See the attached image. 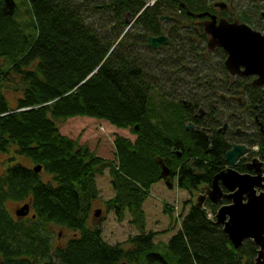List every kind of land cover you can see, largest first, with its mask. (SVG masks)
<instances>
[{"label": "trees", "instance_id": "obj_1", "mask_svg": "<svg viewBox=\"0 0 264 264\" xmlns=\"http://www.w3.org/2000/svg\"><path fill=\"white\" fill-rule=\"evenodd\" d=\"M195 2L154 0L144 7L145 0H0V153L7 155L0 171V264H253L257 245L244 239L234 247L209 201L210 211L191 204L161 248L153 241L156 232L145 229L142 204L161 178L156 156L173 170V150H181L179 184L191 189L218 169L198 180L187 170V147L194 164L204 156L224 163L220 148L238 140L233 134L224 140L213 129L223 110L229 119L231 105L208 97L225 93L232 76L223 54L211 77L204 69L211 60L204 32L187 12L197 9ZM165 14L175 18L167 25L168 42L150 48L147 36L164 31L159 16ZM235 78L236 90L259 96L244 102L248 110L264 102V92L247 84L250 78ZM9 88L19 93L14 103L4 94ZM77 115L129 127L136 138L117 134L113 158L98 155L60 132L57 119ZM187 122L202 130L190 132ZM104 169L113 189L106 208L120 219L129 215L137 229L127 247L106 241L100 224L91 222ZM7 200L27 204L31 214L10 212ZM48 223L67 230L64 241L53 243Z\"/></svg>", "mask_w": 264, "mask_h": 264}, {"label": "flooded vegetation", "instance_id": "obj_2", "mask_svg": "<svg viewBox=\"0 0 264 264\" xmlns=\"http://www.w3.org/2000/svg\"><path fill=\"white\" fill-rule=\"evenodd\" d=\"M218 2L222 4L218 5L217 4ZM195 4H197V5H194L197 9L187 10V12L193 17L192 21H194V23H197L202 27V30L204 32L205 42H206L207 54H210V52H213V51H217L218 53H220V55L221 54L225 55L224 60L226 57V52L221 47L215 46L212 49H209L207 47V42L211 35L204 30L205 22L213 21L215 24H218L220 20H224L226 22L238 21L240 23L247 24L250 28L254 30L264 33V0H197V3L195 2ZM198 13H203V14L201 16H197L196 14ZM244 18H245V21H244ZM174 19H175L174 14H165V15L159 16L160 22L164 24L166 27L164 31H161L159 34H163L167 36V42L169 38V35H168L169 30L167 28V25L173 22ZM152 36H157V35H152ZM165 44H162L159 48H153V49H160ZM224 60H223V63H224ZM224 66H225V63H224ZM227 72L230 76H232V78L228 82H226L227 86L224 87V89H226V92L224 93L220 91L221 92L220 94H216L218 95L217 98H214V95L212 94L211 95L213 97L209 96L208 98L209 100H212L213 103H223V102L229 103V105H231L230 106L231 108L229 111L230 113H228L229 119L226 120L227 113H225L223 110L222 111L223 117L221 118L222 121L220 122V124L215 126L213 129L216 131V133L219 134V136L223 137L224 140L226 137L228 138L227 135L229 134H233L237 136L238 140L232 142L230 145L229 143L227 144L225 143L226 140L225 142L223 141L224 144L220 149H222V151L224 150V153H223L224 163H222V161L219 158H217V160H215L212 163V159H210L209 157L205 158L204 156V158L199 159V162L201 164L197 165L198 162L197 164H194L193 163L194 150H191L189 149V147H187L188 148L187 154H186V157L184 158L187 161L186 167H187V170L200 181H201V178L205 176V174L209 176V170L218 169V171H216L212 175L209 182H203V184L207 185V187L212 186L214 175H216L217 173L221 171H226L228 169H232L239 174H247V175L258 177V182L264 184V125H263L264 102L255 103L254 107L249 108L248 110V107L244 106V102H250V101L257 102L259 96L255 95V97L253 96L250 97V95H248L246 92L242 93V88L237 89L238 90L237 91L236 87L238 86L237 85L238 81L236 80L235 76L239 75L242 77L250 78V81L247 84L251 85L253 88L255 87L259 88L263 92H264V84L258 85V84L252 83L256 75H242V74L233 75V74H230L228 70ZM218 80L220 82L221 80H223V78L221 77H219L218 79L216 78V81ZM219 82L216 84L219 85ZM204 112L205 111L201 109V114H203ZM249 114H253L252 118L255 121V123L252 122L250 118H248ZM242 116L245 118L242 119ZM246 118H247V121L244 122L243 120ZM191 123L194 125V128L187 129L190 132L191 131L199 132L202 130L198 125L194 124L193 122ZM195 127H197L198 129L196 130ZM254 128L260 129L261 135L257 132L255 133ZM204 132H205L204 134L205 140L207 141V143L210 144L208 149H211V152H213L214 148L212 147V141L214 138V133L212 132V128L207 127L205 128ZM191 135H192L191 139L194 143V136L193 134ZM227 140L229 141V139ZM235 144L243 145L244 148H243V151L239 155L236 156L233 164L230 165L225 160V153L227 150L231 149L232 146ZM220 149L218 150L217 156H220V152H219ZM208 153L210 154V152H207V154ZM172 155H174L175 157H173V159L171 160L172 161L171 163L173 165L174 164L177 165L178 167L177 166L175 168L171 167L173 170L169 168V175H171V173L175 171L176 175L174 176L171 175V178L173 177L179 178L178 176L180 173L179 170H180V167L182 166L180 164L183 162V160H181L180 158L182 156L181 150H178L175 153L173 150ZM189 167L193 168V170L190 171ZM196 173H200V175L199 176L195 175ZM41 178L44 180L47 179L43 176V174L41 175ZM160 180H163V182L166 183V181L162 177L159 180H157V182H159ZM201 183L202 182L196 184L197 185L196 187H198ZM216 183H217V187H218L220 194L218 195V198L216 201L211 200L208 194L209 191L207 192L206 196H204V198L200 197L201 201L204 200L203 202L204 207H205V202L207 203L206 200H208L211 204H214L216 206V209H218L222 205L231 203V199L228 198L227 195L235 191L237 189V186L233 189H228L222 184L220 179H216ZM171 186H172V183L168 187H171ZM253 189L255 190L256 193H258L259 191H264V189L258 188L257 186H253ZM242 197L245 200L248 197L247 192H244L242 194ZM198 204H201V202ZM205 208L206 210H209V211L212 209L210 205H208ZM31 212L32 211L30 210V207H29L28 212L25 215H23V217L31 214ZM208 215L211 216L209 212H208Z\"/></svg>", "mask_w": 264, "mask_h": 264}, {"label": "rangeland", "instance_id": "obj_3", "mask_svg": "<svg viewBox=\"0 0 264 264\" xmlns=\"http://www.w3.org/2000/svg\"><path fill=\"white\" fill-rule=\"evenodd\" d=\"M15 1L18 5L20 4V0ZM145 1L146 4L144 7L154 2V0ZM97 2L101 3V0H97ZM20 16H24V13L21 12ZM126 28L128 29V26ZM208 55L211 60L206 64L204 69L207 70L209 74V72L212 71V64L218 62L220 53L210 52ZM197 68H195V70ZM199 71L200 70H198V72ZM214 73L216 74V72ZM197 74H199L198 78L200 79L202 73ZM155 75H157V73ZM211 76L212 72L209 74V77ZM205 78L206 77L202 76L201 80L204 81ZM16 83L13 84L16 85ZM4 94L14 103L19 93L17 90L9 88L4 89ZM57 125L61 133L74 139L78 144L87 145L89 149L93 150L96 154L107 158H113L114 156L112 141L115 135L125 136L129 140H134L136 138L135 132L129 127H116L104 119L91 116L77 115L63 120L57 119ZM6 156L7 155L0 153V171L6 163ZM42 174L45 178L49 177L45 172H42ZM169 178V181L171 180L170 182L172 183L171 187H168L163 180L151 184L149 194L142 204L145 229L147 231L153 230L156 232L153 236V241L157 243V249L161 248V243H165L172 233L179 230L181 218L188 212L191 204L203 207L204 200L201 201L200 197L204 198L207 192L211 190V187H207V185L203 183L196 188L189 189L179 184V178H171V175H169ZM97 186L99 188V195L92 205L93 210L92 214H90L91 222L100 224L103 238L106 241L110 243H119L125 247L129 246V239L135 235L137 229L130 221L129 215H125L120 219L113 211L106 208L105 201L113 194L107 169H104V171L97 176ZM200 202L201 204H198ZM21 204L22 203L13 200L6 201V206L10 212L21 206ZM164 206L169 209L164 211ZM207 206L205 202V207ZM95 209H99L98 215H93ZM215 214H213L214 218ZM47 227L51 236L53 235V243L62 242L68 236L67 230L60 225L48 223ZM259 249L262 251L263 255L262 257L256 255L253 264H264V244L261 247L258 244L257 251Z\"/></svg>", "mask_w": 264, "mask_h": 264}, {"label": "water", "instance_id": "obj_4", "mask_svg": "<svg viewBox=\"0 0 264 264\" xmlns=\"http://www.w3.org/2000/svg\"><path fill=\"white\" fill-rule=\"evenodd\" d=\"M218 5L222 3L218 2ZM203 13L196 14L201 16ZM204 30L211 36L207 42L209 49L215 46L221 47L226 52L224 60L225 66L230 74L256 75L253 84H264V33L250 28L245 23L238 21L226 22L220 20L218 24L213 21L205 22ZM167 42V36L159 34L157 36H147V45L152 48H159ZM186 129H193L194 125L187 122ZM196 130L198 129L195 127ZM244 146L235 144L225 153V160L228 164H233L237 155L243 151ZM155 162L160 166V175L170 186L169 167L159 156L155 157ZM40 165L34 166L35 171H39ZM192 171L193 168L189 167ZM195 175H200L196 173ZM216 179H220L222 184L228 188L237 189L228 194L231 203L220 206L215 214V222L222 225L224 233L234 247H238L244 239H250L254 244L261 247L264 244V191L255 192L253 186L264 189V184L258 182V177L239 174L232 169L221 171L214 175L211 190L208 192L211 200L216 201L219 190ZM247 192L244 200L242 194ZM28 205L23 204L15 210L17 216H23L28 212ZM99 209H95L94 215H98ZM258 257L263 255L259 249ZM119 264H125L120 262Z\"/></svg>", "mask_w": 264, "mask_h": 264}]
</instances>
